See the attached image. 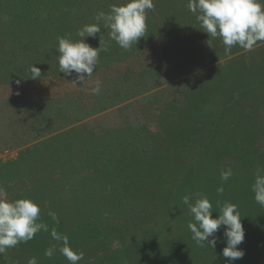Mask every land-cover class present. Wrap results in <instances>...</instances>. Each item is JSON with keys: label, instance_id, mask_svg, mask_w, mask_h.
Wrapping results in <instances>:
<instances>
[{"label": "rangeland", "instance_id": "rangeland-1", "mask_svg": "<svg viewBox=\"0 0 264 264\" xmlns=\"http://www.w3.org/2000/svg\"><path fill=\"white\" fill-rule=\"evenodd\" d=\"M124 2L0 0V37L3 40L8 37L12 39L16 64H21L19 56H30L33 51L31 45L37 43L36 47L41 51L33 52L46 54L50 66L49 72L33 79L28 86L18 87L16 84L0 82V188H3L9 199H17L22 198L32 185L47 182L50 187L42 192V196L46 197L47 202L64 204L66 197L55 193V189L69 182L65 176L70 172L72 174L75 167L68 169V174L62 178L61 163L71 157L78 159L83 151L92 147L95 138L105 134L108 129L140 126L145 130L146 141L155 134L159 143L164 144L163 147L166 145L172 149V156L160 169H164V172L154 174L153 179L148 181L145 194L138 192L134 184H129V194L126 195L122 190L118 195L120 189L112 186L119 183L110 179L109 188L112 189H108V194H102L100 199L114 202L106 213H115L110 222H116L112 225L117 226L116 231L105 235L102 244L89 245L88 250L83 252L84 259L78 264H121L124 260V264H187L183 257L189 255L190 248L181 249L174 241L187 233L192 237L188 224L195 222L194 217L187 205H181V200L189 185L187 181L193 175H198L200 180V185L195 184L194 190L191 189L193 196L190 199L193 203L197 194L207 195L213 205L214 218L225 202L237 204L240 210L245 239L239 247L245 251V255L234 264H264V254L261 253L264 250V206L255 201L251 187L256 169L264 168V49H261L262 46L264 48V42L257 43L252 51L242 49L208 63L210 57L222 56L224 45L217 38L212 41L214 48L209 47L206 42L208 35L199 29L198 21L191 24L188 19H175L181 14L195 16L187 7L188 0H153L154 8L147 12L145 36L129 50L122 49L114 40H110L109 29H105L103 24L100 33L86 38V42L93 47H99V40L106 42L108 49L100 52L99 63L92 77L86 78L83 83H72L75 74L65 76L59 72V53L56 49L58 38L71 34L73 39H79L76 35L78 29L85 24L95 23V20L86 19L82 15L85 13L83 8L89 6L96 10L94 12H108L110 5ZM20 23L21 30L18 29ZM189 25L191 30L179 36L178 33L186 30L184 28ZM180 26L184 28L180 29ZM20 31L25 33L19 35ZM16 36L18 39L13 40ZM26 38L32 40L33 44L31 41L24 42ZM2 43L0 46L4 51L11 47ZM211 50H214L213 53ZM228 60L231 65L226 70L229 73L239 72L237 79L233 75L228 87L232 93L242 80L251 82L255 87L248 94L237 98L230 96L229 92L231 102L223 99L226 93H220L218 86L216 89L213 86L222 71L219 65ZM255 64L261 67L251 69L255 68ZM186 70L188 72L185 75L178 76ZM123 79L127 81L123 82ZM97 80L102 85L100 95L91 92ZM183 92L191 95L190 100L192 97L197 98L200 93L207 94L203 97L205 101L212 103L215 107L213 111H219L222 116L215 115V120L222 126L215 136L211 135L212 139L205 138L203 127L202 131L195 129L201 135L196 139L203 138L208 142L199 171L190 169L195 167L190 162L184 167L181 166L182 162L177 164L175 160L172 161L173 155L178 157L182 154L181 150L184 151V133L192 134L194 131L192 110L182 106ZM127 97L130 98L125 100ZM115 102L118 103L113 105ZM107 104L110 107L101 108ZM204 125L207 127L208 123ZM168 136L171 140L177 138L176 147L171 144ZM153 153L156 151L146 156ZM21 156L28 165L24 167L22 164L24 169L19 166L15 170L27 174L38 171L43 173L42 176L36 179L24 178L23 183L19 178L16 179L22 173L16 172L11 177L6 164ZM183 156L180 157L181 161L187 159ZM151 160L155 161V158L151 157ZM169 166L172 168L170 172ZM216 166L221 167V171L231 168L233 175L228 181H222L221 172L214 175L217 172L214 168ZM208 175H211V179L206 189L202 183ZM212 177L215 180L217 177L220 183H216ZM40 178L45 180L41 181ZM221 185L224 191L219 194L217 188ZM165 188H169L170 193L163 191V199H157L156 193ZM120 198L133 202L132 214H136L137 218L121 216L126 205L117 204ZM50 203H46L48 208L52 205ZM72 203H76V200H72ZM179 210L182 212L178 213ZM223 231L222 226L217 232L220 239L212 253L205 255L202 250H197L199 256L206 260L200 264H225L226 258L222 256V249L226 246ZM182 239L185 241L186 237ZM26 244L22 242L7 249L4 254L12 250V261L3 254L0 255V264H28L25 263L26 257L21 259L19 256L17 260L16 253H13L19 247L25 248ZM106 252L110 255L101 259ZM193 254L195 257L194 250Z\"/></svg>", "mask_w": 264, "mask_h": 264}, {"label": "trees", "instance_id": "trees-1", "mask_svg": "<svg viewBox=\"0 0 264 264\" xmlns=\"http://www.w3.org/2000/svg\"><path fill=\"white\" fill-rule=\"evenodd\" d=\"M83 10L85 11V13L83 12L82 15H85L86 19L89 20H94L95 15L99 12V11L94 12L96 10H94L93 7H89V6L83 8ZM178 17H181L185 20L188 19L189 22H191V24L193 22H197L196 16L187 17L184 14H181L179 16H176L175 19L177 20ZM187 27L188 28H184L180 26V29L184 28L186 30L179 32L178 35L181 36L182 34L191 30L189 28L190 25ZM18 29L20 30L22 29L21 23L18 26ZM195 32L197 33V30ZM18 33L19 35H21L24 34L25 32L20 31ZM17 39L18 36L13 38V40H17ZM11 40L12 39H10L9 37L7 38V40H3V37H0V43L3 42L4 44L11 46L8 50L5 51L4 49L2 50L1 49L2 47L0 46V71H1L0 82L10 83L11 85L16 84L18 87L22 85L28 86L33 82L32 81L33 79L30 78L31 74L29 69L34 64L36 67H39L41 70L40 77H42L45 73L49 72V68H50V66L48 65L49 58L46 57V54L43 53L39 54L38 52H40L41 50H38V47H36L37 43L33 44L32 40H30L29 38H26L24 42L29 43L31 41V44H33V46L31 45V48L33 49V51L36 50L38 52L31 51L30 56L27 55L19 56V59L21 60L20 61L21 64L20 65L16 64L17 62L16 59L14 58L15 50L14 47H12ZM261 49H264L263 46L261 47ZM221 50H222V56L210 57L207 60L208 63L217 61L221 58L228 56L225 55L224 49ZM240 50H242V48H240L239 46H234L231 50V54ZM213 51L211 50L210 52L213 53ZM230 65H231L230 60L225 61L219 65V68L222 71L219 74L218 81L214 83V85L212 84L214 86V89H216V87L218 86L220 93L221 91L223 93H226V95H224L223 98L225 99V101H228L230 99V97H228L229 92H230L229 94L230 96L237 98L239 96L242 97L244 94H248L251 91V89L255 88L254 86H252L251 82L249 81L244 82V80H242L241 82H239L240 85L237 86L232 93V90H230L228 87L231 84L233 75L235 74L234 79H237L236 76L239 72L236 71L235 73H231V72L229 73L226 69L228 67L230 68ZM260 67H261L260 64L258 65L255 64V68H251V69L255 70ZM191 69L193 70L194 67ZM245 69L247 70V68ZM187 72L188 70L183 71V73L179 74L178 76L185 75ZM17 81H20V83L17 84ZM124 81L125 80L123 79V82ZM22 88L25 89L26 87H22ZM190 90H192V88ZM180 93H178V96L180 95ZM205 96H207V94L205 95L204 93L203 94L200 93L198 94L197 98L192 97V100H190L191 95L189 93L183 92V96L181 97L183 99L182 106L185 107L187 110H192L191 113L194 115V116L192 115V117L195 122L193 127L194 131L192 132V134H188L186 132L184 133L186 136V143L183 146L184 151L182 152L181 149L183 148H180L182 153L181 155L182 156L184 155L183 157L187 159L181 161L180 160V157H182L181 155L178 157H174L173 155V159H172V161L175 160V163L177 164L179 162H182L181 166L184 167L190 162L191 165L195 166L190 169H196L197 171H199V165L200 163H202V160H204V157L206 156L205 150L208 146V142L203 140V138L196 139L201 136L197 131H202V127H203V131L206 134V135L204 134L205 138L207 137V139H212L211 135L214 134L215 136V134L218 131H220L219 127L222 126L220 123H218L215 120V115L220 114V112L213 111L215 107L212 106V103H208L209 101L208 102L205 101V98H203ZM129 98L130 97H127L125 100ZM41 101L43 102L42 99ZM41 101H39L40 105H41ZM229 102L231 101L229 100ZM116 103L118 102L113 103V105ZM225 104L226 103H224L223 105ZM107 107H110V104H107L101 108L103 109ZM167 117H169V120H171V117L169 115ZM205 123H208L207 127L206 125H204ZM195 129L197 131H195ZM38 132L36 133L37 136L39 135ZM178 133L183 134V132H178ZM168 139L171 140L170 136H168ZM176 140L173 139L171 140V144L175 145V147L177 145ZM157 145L158 148H156ZM163 145H164L163 143H159V138H157L155 134L150 138V140L148 139L146 141L145 130H143L142 127L140 126H135V128L124 127V128L108 129L106 130L105 134H99L97 136V139L95 138V142H92V147L87 148L85 151H83L82 155L78 159L77 158L73 159V157H71V158H67L68 160H64L61 163L60 168H63V171L64 169H66L64 172L62 171L60 174L62 178L64 175L68 174V169H70L71 167L72 168L75 167L74 168L75 170L73 171L72 174L70 172V174L65 176L67 181L69 182L65 183L64 186H60V188L55 189V193H57L62 197H66L64 203L65 205L64 204L57 205L56 202L54 203H50L49 201L47 202L45 199L46 197L42 196V192L47 187H50V185L47 182H41L39 185H34V186L32 185V187H29L27 192L24 193L25 195H23V197L31 198L41 205L40 218L41 220H43L45 223L48 224L49 230H51L52 228H56L58 232L62 234H66L69 237L70 246L73 249H78L85 252L86 249L88 250L89 245H91L92 243L102 244L104 238L106 237L105 235L109 233H115L114 231H116L117 226L112 227L113 223L116 222L115 221L110 222L113 221L111 217L115 215V213L112 214L106 213L109 209L108 207H110L111 204H114V202L109 203L108 201L105 200L101 201L100 199V197H102L101 196L102 194L104 195L108 194V189L110 190L111 188V187L109 188L111 182L110 179H112V181L115 182L116 184L119 183V185L112 186L120 189L117 192L118 195L122 193V190L123 193L128 195L129 194L128 189L130 190L129 184H134V187L135 189L136 188L138 189V192L140 191L141 194H145L148 191L147 190V186L149 185L148 181H150V179H153L152 176H154V174L158 175V173H160L161 171L160 169H162L163 165H165L164 162L168 158H171L172 156L171 155L172 149H170L166 145L165 147H163ZM153 151H156V153H153L150 156H146L147 154H150ZM194 151L197 153V155H195ZM151 157H154L155 161H152ZM23 160L24 158L21 156L17 160L10 161L6 164V168L8 169V172L10 173L11 177H13L14 173L16 174V172L22 173L21 175L19 174V176L16 177V179L19 178V181L21 180V183H23L24 178L29 179L33 177L36 179V177L42 176L43 173L38 171L35 172L33 171L27 174V173H23L21 170H19V172L15 170L19 166L23 168L22 164H24V167L28 165V163ZM144 166L145 169H143ZM214 168L217 170V172L214 175L221 172V167L216 166ZM171 169L172 168L170 167L168 172H170ZM161 172H164V169ZM172 172L174 171L172 170ZM115 175L118 178H116ZM210 179H211V175H208L207 177L203 178L202 185L205 186L206 189L208 187L207 186L208 180ZM39 180L44 181L45 179L40 178ZM213 180L216 181V183H220L217 177L216 180L214 178ZM187 182L189 183V185L188 187L186 186L187 189L185 188L183 197L187 195L191 198L193 196L191 189L194 190L193 188L196 187L195 184L200 185L199 176L193 175L191 176V178H189ZM62 187H64V189ZM163 191L166 194L170 193L169 188H165L163 190L161 189L158 193H156L157 199L159 198L163 199ZM121 199L122 198H120V200L118 199L119 201L117 202V204L122 206V203H124L126 205V207H124L123 212L121 213V216L124 217V215H128L131 216L132 218L134 216L137 218L138 216L136 214L135 215L132 214V211L134 209L133 202L131 201L126 202ZM47 200H49V198H47ZM72 200H76V203H72ZM46 203H50L52 205H50L48 208V205ZM183 204L184 203L182 199L181 205ZM49 210L56 213L59 219L58 224L55 221H53L52 218L48 215ZM180 212L182 211L179 210L178 213ZM185 213H189V212L186 211ZM62 214H64L65 216ZM116 233H120V232H116ZM182 237H186L185 241L182 239ZM182 237L180 236L174 242L176 243L177 246H180L181 249L185 248V250H188V248H190L188 252L189 255H185L183 257V261L186 262L187 264H200L202 261L203 262L206 261L204 260V257L202 258L199 256L198 249L202 250V253H205V255H208V253H212L214 251V249H212L210 246L207 245L203 248L197 246L195 241H193L192 237L188 236V233L183 234ZM32 241L34 242L33 248L31 247ZM52 245H57V250L54 252L53 256L49 258L45 256L44 253L45 250ZM60 246L61 245H59L58 242L52 239L50 235V231L49 232L40 231L35 235L33 240L31 239L29 242H27L25 248L19 247L17 248L18 250H16V252L13 251V253H16V259L17 258L19 259V256L21 259L26 257L25 263L28 262L29 258L36 257L38 260V264H69V261H67V259L59 252ZM193 250L196 255L195 257L193 254ZM11 252L12 250H10L7 254H4L5 257H7L10 261H12ZM17 252L21 254H18ZM179 252L180 250H178V253ZM261 253L264 254V250L261 251ZM108 255H110V253L106 252L101 259L107 257ZM124 262L125 260L121 262V264H124Z\"/></svg>", "mask_w": 264, "mask_h": 264}, {"label": "clouds", "instance_id": "clouds-1", "mask_svg": "<svg viewBox=\"0 0 264 264\" xmlns=\"http://www.w3.org/2000/svg\"><path fill=\"white\" fill-rule=\"evenodd\" d=\"M187 7L196 16L199 29L207 33L208 46L214 48L212 41L219 38L224 45L225 55L230 56L234 46L252 51L257 42H264V0H188ZM153 8V0H125L120 5L112 4L108 12L101 10L95 15V23L85 24L78 29L76 35L79 39H73L71 34L59 37L56 48L59 72L65 76L75 74L74 84L92 77L99 63V54L107 51L108 45L99 40V47H93L86 42V38L100 33L103 24L105 29H109L110 40L129 50L145 36L147 12ZM29 71L30 78H40L41 70L35 64ZM101 90V82L97 80L91 92L100 95ZM232 175V169L228 168L221 171L220 178L228 181ZM251 187L255 201L264 206V168L256 169ZM223 191L222 185L217 188L219 194ZM183 203L194 217L195 222H189L188 228L197 246L203 248L207 245L215 249L220 239L217 232L223 226L226 246L222 249V256L226 258L225 264H234L243 258L245 251L239 245L245 239V228L237 204L225 202L214 218L213 205L207 195L197 194L194 203L186 195ZM48 215L59 223L55 212L49 210ZM40 217L41 205L38 202L28 197L9 199L0 188V255L19 243L28 242L40 231H50L52 239L61 245L59 252L69 264H78L84 259L83 251L73 249L66 234L58 232L56 228L49 230L48 224ZM56 250L57 245H52L44 255L51 258ZM28 264H38L37 258H29Z\"/></svg>", "mask_w": 264, "mask_h": 264}]
</instances>
